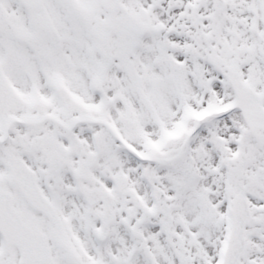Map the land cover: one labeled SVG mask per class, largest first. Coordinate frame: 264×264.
Instances as JSON below:
<instances>
[{
	"label": "snow or ice",
	"instance_id": "obj_1",
	"mask_svg": "<svg viewBox=\"0 0 264 264\" xmlns=\"http://www.w3.org/2000/svg\"><path fill=\"white\" fill-rule=\"evenodd\" d=\"M0 264H264V0H0Z\"/></svg>",
	"mask_w": 264,
	"mask_h": 264
}]
</instances>
